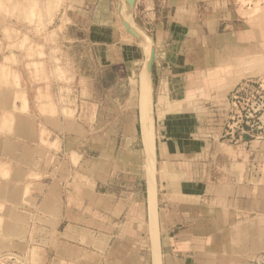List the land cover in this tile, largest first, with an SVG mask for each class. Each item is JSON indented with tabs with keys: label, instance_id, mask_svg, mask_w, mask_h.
I'll return each instance as SVG.
<instances>
[{
	"label": "crops",
	"instance_id": "obj_1",
	"mask_svg": "<svg viewBox=\"0 0 264 264\" xmlns=\"http://www.w3.org/2000/svg\"><path fill=\"white\" fill-rule=\"evenodd\" d=\"M51 1L48 41L78 15L117 11L121 0ZM262 9L264 0H135L127 21L155 46L149 86L160 137L153 130L154 162L144 149L146 179L132 162L142 72L139 110H128L122 132L129 145L107 150L58 100L32 97L26 65L54 55L38 25L14 23L6 36L0 19V263L18 255L23 264H155L151 169L158 264H264V141L222 138L230 92L262 73ZM127 37L111 41L132 52ZM101 157L112 159V178L98 169Z\"/></svg>",
	"mask_w": 264,
	"mask_h": 264
},
{
	"label": "rangeland",
	"instance_id": "obj_2",
	"mask_svg": "<svg viewBox=\"0 0 264 264\" xmlns=\"http://www.w3.org/2000/svg\"><path fill=\"white\" fill-rule=\"evenodd\" d=\"M129 5L131 4L128 3L123 6V10L121 9L124 13H122L123 16L128 21L130 14L127 15V12L131 8H128ZM53 10L51 0H0V19H2V24L7 26L6 36L14 31L12 30L14 23L36 24L38 25V34L43 35L44 42L52 48L54 53L52 57L47 58L40 55V60L34 64L26 65L24 77L30 89H33L31 91L32 97L40 99L42 95H45L48 100H58L70 116L75 115L78 118V122L87 129L90 135L98 134L102 140L106 141L105 149L107 148V150L112 151V143L122 147L125 144L129 145L128 141H124L122 132L124 128L128 130L130 126L128 110L131 109L133 117L135 111L138 112L139 110V77L144 69L146 47L144 48L143 44L128 34L120 23L114 7L112 10L102 7L97 15L96 13L78 15L77 26L65 31L60 29L61 31H58L57 34L53 31L51 33L52 39L48 41L43 19L50 18ZM108 11L112 12L111 18L108 16ZM260 15L261 24L257 28H259L262 52L261 76L263 77L264 9L260 11ZM54 28L55 24L51 26V30ZM108 28L112 30L111 34ZM125 33L128 35L127 38L131 40L132 52L129 49L124 51L125 49H121V44L111 41L116 34L120 37ZM57 35L58 38H56ZM26 37H24L25 42L22 44L27 43L28 48L29 44ZM44 42L42 41L41 46H38L40 49L43 48ZM125 59L128 63L125 62ZM125 67L127 72L124 71ZM126 110L127 118L125 119ZM131 123L134 131L132 137L133 166L138 169V176L146 179V157L139 131V121L137 122V134L135 120L133 119ZM204 125L207 128L214 127L216 130L218 128L214 121H202V127ZM156 129L153 126L154 142L160 137L159 131L157 132ZM261 141H264V138ZM93 157L97 156L93 154ZM252 158V154L247 155L249 162ZM96 164V161L95 163L92 160L89 161L85 168L86 173L93 174V169L97 170ZM111 165L112 159L110 164L107 157L105 159L101 157L98 169L104 176H110ZM110 177L112 178V176ZM148 236L149 232H147ZM148 240L145 239V246H148ZM34 257L39 258L40 255L34 254ZM133 260H139L136 253L133 255Z\"/></svg>",
	"mask_w": 264,
	"mask_h": 264
},
{
	"label": "built area",
	"instance_id": "obj_3",
	"mask_svg": "<svg viewBox=\"0 0 264 264\" xmlns=\"http://www.w3.org/2000/svg\"><path fill=\"white\" fill-rule=\"evenodd\" d=\"M264 138V76L239 83L230 92L222 138L239 140ZM25 258L9 256V264H23Z\"/></svg>",
	"mask_w": 264,
	"mask_h": 264
},
{
	"label": "bare ground",
	"instance_id": "obj_4",
	"mask_svg": "<svg viewBox=\"0 0 264 264\" xmlns=\"http://www.w3.org/2000/svg\"><path fill=\"white\" fill-rule=\"evenodd\" d=\"M128 3H130L129 1L126 0H121L119 3V6L117 8V16L118 19L120 21V18L127 24L133 26V23L128 22L124 16H123V6L127 5ZM131 5H129L128 8H130ZM122 9V10H121ZM126 10V9H125ZM122 11V13H121ZM130 12V11H129ZM129 12H127V15L130 14ZM130 20V19H129ZM121 23V22H120ZM122 24V23H121ZM123 26V24H122ZM124 27V26H123ZM134 27V26H133ZM147 39V38H146ZM149 39H147V42L149 43ZM144 47H146L145 51L149 50V54H148V58L150 55V48L148 45L144 44ZM148 58L145 61L144 64V69L142 70V74H141V117L140 119H142V134H141V138H142V144L144 145V149L146 151V155H147V160L150 158H152L153 161V152H154V145H153V125H152V116H151V103H150V86H149V81L151 83V79L149 77L146 76V72H145V68H146V62L148 60ZM141 121V120H140ZM141 130V129H140ZM150 161V160H149ZM154 162V161H153ZM150 163V162H149ZM149 166V165H148ZM153 166V165H152ZM148 198H149V211H150V220H151V234L153 233V243H154V248H153V255H154V259L155 260V264H158V259H159V254H158V237H157V233H156V190H155V175L153 170L148 169ZM153 176H154V180H153ZM18 246V245H17ZM36 255V254H35ZM2 257V256H0ZM1 264V263H0Z\"/></svg>",
	"mask_w": 264,
	"mask_h": 264
},
{
	"label": "water",
	"instance_id": "obj_5",
	"mask_svg": "<svg viewBox=\"0 0 264 264\" xmlns=\"http://www.w3.org/2000/svg\"><path fill=\"white\" fill-rule=\"evenodd\" d=\"M126 1L130 2L131 11H132L135 0H126ZM120 22L123 24V26L126 29V31L128 32V34H130L133 38H135L141 44H146L149 46L150 55H149V58L146 62L145 72H146V76L151 79L152 68H153V64H154V60H155V46H154V44L150 41L148 43L146 37L141 32H139L135 27L125 23L121 18H120Z\"/></svg>",
	"mask_w": 264,
	"mask_h": 264
}]
</instances>
